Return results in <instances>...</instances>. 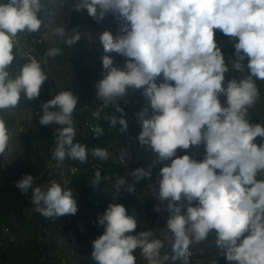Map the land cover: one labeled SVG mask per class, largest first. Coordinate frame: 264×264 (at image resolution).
I'll return each instance as SVG.
<instances>
[{"label":"clouds","instance_id":"clouds-1","mask_svg":"<svg viewBox=\"0 0 264 264\" xmlns=\"http://www.w3.org/2000/svg\"><path fill=\"white\" fill-rule=\"evenodd\" d=\"M84 9L97 22L109 12L121 21L116 35L107 29L100 34L102 78L94 84L97 98L107 107L123 100L129 90H142L150 101L151 114L148 109L138 114V141L155 153V159L149 170L137 168L131 175L138 183L151 177L153 166L171 161L160 168L153 197L166 202L173 264H188L190 245L207 240L213 230L216 247L228 264H264V179L257 178L264 174V126L250 122L248 116L260 95L256 81H264V0H75L72 11ZM41 13L54 14L45 0L0 2V111L15 110L22 97L38 99L48 80L35 58L12 70L20 50L18 34L38 33L45 23ZM215 30L233 42L232 69L247 70V76L226 79L230 69ZM54 31L68 46L81 39L75 28L71 36L62 25ZM60 51L52 48L47 55ZM113 52L124 58L123 66L114 64ZM78 102L77 95L64 90L40 105L39 124L59 126L51 152L56 166L66 158L81 163L88 159L86 146L74 143ZM116 111L121 116L104 119L113 127L119 123L125 132V110L116 104ZM93 116L99 119L100 112ZM92 130L97 138L103 135L99 125ZM257 138L262 142L258 144ZM9 141V129L0 117V157ZM201 146L200 160L187 152L177 155L178 150ZM91 154L101 161L110 155L99 147ZM100 180L97 169L92 185L97 187ZM125 184V178L118 179L117 191ZM33 185L34 177L24 174L14 186L21 194L31 189L35 211L45 218L77 213L71 189L55 181L46 189ZM126 190L132 193L134 185ZM153 211L160 212V204ZM99 224L105 231L92 242L95 264H136L137 249L148 264H160L162 241L151 230L137 232L135 215L122 204L111 203Z\"/></svg>","mask_w":264,"mask_h":264},{"label":"rangeland","instance_id":"rangeland-1","mask_svg":"<svg viewBox=\"0 0 264 264\" xmlns=\"http://www.w3.org/2000/svg\"><path fill=\"white\" fill-rule=\"evenodd\" d=\"M45 3L48 4L54 14L41 13L40 16L45 23L39 32L33 34L21 33V35L26 43H28L27 39L32 36L40 38L42 43L39 46V50H42L43 53H47L52 48H58L61 51L60 54L54 57L47 55L42 61L41 66L47 73L48 80L42 86L39 98L36 100H27L23 105H18L15 110H6L4 111V115H0L5 120L10 133L8 148L4 155L0 157V171L3 169V165L12 168L20 163L23 156V148L19 139L20 135L22 133H32L41 127L39 124L41 103L51 99L54 95L64 90H70L79 97V102L73 113L76 137L87 127L86 123H91L93 126L99 125L109 133V138L105 142L106 149L110 154L108 159L112 161L115 154L122 153L125 157L122 165L126 168L130 176H132L131 172L137 168L149 170V165L155 159V153L147 146L140 145L138 141V135L141 132L138 114L148 108L137 109L135 107L133 113L132 110H125V119L128 121V128L125 132H121L120 128L122 126L119 123L113 127L108 120L104 119L105 116L121 115V113L116 111V105H108L105 111L100 113V118L97 119L93 116V113L97 112L96 105L102 100L95 99L92 103H87L74 89V86L78 85L82 79L97 81L102 78L101 55L103 54V48L100 43V34L102 31L99 29L106 27L108 17L105 16L102 21L97 22L87 14L86 9L81 12L72 11L75 0H45ZM61 25L65 27L69 36L73 34V28L79 31L81 39L76 45L68 46L55 35V28ZM217 42L220 43L219 41ZM110 55L114 60V64L123 66V57L115 52ZM226 79L229 78L226 76ZM221 100H223V97H221ZM148 112L151 114V108L148 109ZM49 126L42 127L50 129L56 136V129L59 126L52 125L51 128ZM256 142L258 144L261 143V138H257ZM55 146L56 144L53 145L51 152ZM185 152L192 155L195 159L200 160L203 158L204 149L203 146L199 148L191 147L188 150H178L177 155L182 156ZM170 163L171 161L169 160L156 164L151 168V177H145L140 180L146 183L149 201L154 205L160 204L161 206V211L156 212L154 228L151 230L154 233V238L161 240L163 243L159 256L160 264H173L170 257L174 238L166 225L169 215L165 211L166 202L161 203L154 198L153 192L158 190L160 168ZM74 164L80 166L81 162L66 158L60 163L61 168L57 172L53 171L48 175L41 176L42 178L40 177L38 181L34 180L33 187L39 186L45 179L53 176L56 177L57 174L60 175L57 183L64 187L66 182H68L67 179H69L67 170ZM257 178L264 179V174H258ZM27 195H31V189ZM33 212V206L25 209V214L30 218ZM6 229L7 227L4 231L6 234H9L8 236L10 238L6 241L7 248L5 250L0 248V259L2 263L43 264V261L50 263L65 261L68 264H83L78 253V249L81 247L77 241L78 236L73 230L68 228V224L64 220H61L47 236L40 234L38 230L32 229L31 227L25 229L16 224L14 225V231L12 229H8L7 231ZM213 232L215 230L211 233ZM12 235H14V239L11 240ZM215 240L216 238L208 236L207 240L199 243L202 245V249H195L194 252H191L192 254L189 257L188 264H212L214 260L217 264H228L227 260L221 255L220 249L216 247ZM196 245L198 244L193 243L190 247ZM134 254L136 255V264H148V261L141 255L139 249L135 250ZM165 256H168L169 259L165 260ZM178 264H181V262Z\"/></svg>","mask_w":264,"mask_h":264},{"label":"trees","instance_id":"trees-1","mask_svg":"<svg viewBox=\"0 0 264 264\" xmlns=\"http://www.w3.org/2000/svg\"><path fill=\"white\" fill-rule=\"evenodd\" d=\"M106 16L108 17L107 25L99 30L103 32L107 29L113 35H116L118 28L121 27V21L111 12ZM215 35L217 41L220 42L218 46L221 48L230 69L226 76L229 79L232 76L238 79L247 76V70L236 72L232 69L233 42L220 33L219 30H215ZM95 82L96 80L82 79L78 85L74 86L75 91L87 103H92L95 99H98L94 88ZM256 84L260 95L255 104L249 109L248 116L252 123H259L264 126V81L257 80ZM116 104H119L124 110H132V113L135 107L137 109H150V101L142 95V90H129L127 96L123 100L115 102L114 105ZM105 109L99 111L96 108V111L103 113ZM0 115H4V111H0ZM116 116L121 115L117 114ZM49 128H51V125ZM108 138L109 133L107 130H103V135L97 138L92 130L85 128L74 139V143H81L88 150L87 161L81 163L80 172L73 176L65 187V189L73 191L77 200L78 211L75 215L45 218L42 214L35 211V206L31 202V195L21 194L14 185L24 174L29 173L33 177L39 176V178L43 175H48L47 165L49 159L51 160L52 158L51 149L56 144V136L50 129L42 126L32 133H22L19 137L23 148V156L20 163L15 167H6L0 171V225L10 229H14L15 224L25 229L31 227L38 230L40 234L47 236L61 220H64L67 222L68 228L73 230L78 236L77 241L81 246L78 249V253L83 264H95V261L91 258L93 251L92 242L105 231L104 226L99 224V218L111 203L122 204L129 215H135L138 221L137 232L152 230L156 212L153 211L154 204L148 199L146 183L144 181L137 183L122 164L112 162L110 159L101 161L91 154L93 148L106 149L105 142ZM98 162L102 164V169L94 166ZM97 169L101 172V180L96 187L92 185V181ZM121 177L126 179V184L117 191L116 184ZM47 180L45 179V181ZM45 181L43 180V182ZM130 185H134L135 188L132 193L126 190ZM29 206L34 207L31 218L25 214V209ZM209 236L216 238V233H210ZM201 246V244H198L190 247V251L194 252L195 249H202ZM176 262V264L180 263V261Z\"/></svg>","mask_w":264,"mask_h":264},{"label":"built area","instance_id":"built-area-1","mask_svg":"<svg viewBox=\"0 0 264 264\" xmlns=\"http://www.w3.org/2000/svg\"><path fill=\"white\" fill-rule=\"evenodd\" d=\"M5 2V0L3 1ZM17 39L19 40V44H20V50L18 51L13 66H12V70L13 71H18L19 70V66L23 65L24 63L29 62V60L31 58H35L37 61H39L42 64V61L46 58L47 53H43L42 50H39V46L42 43V40L38 37L32 36L30 38H28V43H26L23 38L21 33L18 34ZM15 51V50H14ZM28 99L23 98L21 99L19 105H23L25 102H27ZM97 110H104L106 107L104 106L103 101H100L97 105H96ZM86 128L92 130L93 129V125L91 123H86ZM93 131V130H92ZM8 153V152H7ZM122 153H117L114 155V158L112 159V162H115L117 164H123L124 163V159L122 160ZM57 162H55L53 159L49 160L48 165H47V171L48 174L52 173L53 171H56L58 169H60V164L59 166H56ZM95 167L102 169V164L101 163H96L94 165ZM3 168H6L3 165ZM80 172V166L78 164H74L73 166H70L67 170V176L69 179L68 182H66L65 186L63 188H65L70 180L72 179L73 176L77 175ZM60 177L59 174L51 178H49L47 181L41 183L39 186L42 188H47L51 182L55 181L57 182V179ZM8 231V228L6 229ZM43 264H68L65 261H61V262H45L43 261Z\"/></svg>","mask_w":264,"mask_h":264},{"label":"crops","instance_id":"crops-1","mask_svg":"<svg viewBox=\"0 0 264 264\" xmlns=\"http://www.w3.org/2000/svg\"><path fill=\"white\" fill-rule=\"evenodd\" d=\"M3 1L4 0H0V2H3ZM38 179H39V176L38 177H34V180L38 181ZM5 228H6V226L0 225V230H1L0 232H2V234H0V248L2 250H5L7 248L8 245L6 244V241H7L8 238H10V236H8L9 234L5 233V231H4ZM8 229H10V228H8ZM12 231H14V229H12ZM13 236L14 235L11 236V240L14 239ZM0 262H1L0 264H12L10 262L2 263L1 259H0Z\"/></svg>","mask_w":264,"mask_h":264}]
</instances>
